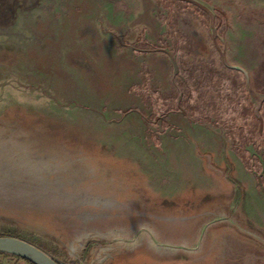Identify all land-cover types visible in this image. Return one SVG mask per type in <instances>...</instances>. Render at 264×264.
I'll return each instance as SVG.
<instances>
[{"label": "rangeland", "instance_id": "1", "mask_svg": "<svg viewBox=\"0 0 264 264\" xmlns=\"http://www.w3.org/2000/svg\"><path fill=\"white\" fill-rule=\"evenodd\" d=\"M0 236L264 264V0H0Z\"/></svg>", "mask_w": 264, "mask_h": 264}, {"label": "water", "instance_id": "2", "mask_svg": "<svg viewBox=\"0 0 264 264\" xmlns=\"http://www.w3.org/2000/svg\"><path fill=\"white\" fill-rule=\"evenodd\" d=\"M0 252L25 258L34 264H62L38 246L14 236H0Z\"/></svg>", "mask_w": 264, "mask_h": 264}, {"label": "crops", "instance_id": "3", "mask_svg": "<svg viewBox=\"0 0 264 264\" xmlns=\"http://www.w3.org/2000/svg\"><path fill=\"white\" fill-rule=\"evenodd\" d=\"M89 7H84L81 12H79V15H89V14H97L98 13V8L95 6H91V3H89ZM92 11V12H91ZM94 11V12H93ZM96 18V17H94ZM94 21L92 22V25L94 26V29H98V18L93 19ZM91 25V24H90ZM0 264H28L24 262V260L17 258V257H12V256H6V255H1L0 254Z\"/></svg>", "mask_w": 264, "mask_h": 264}, {"label": "trees", "instance_id": "4", "mask_svg": "<svg viewBox=\"0 0 264 264\" xmlns=\"http://www.w3.org/2000/svg\"><path fill=\"white\" fill-rule=\"evenodd\" d=\"M1 255H6V256H12V257H17L19 259H22L24 260L26 263L28 264H34L33 262H31L30 260H27L25 258H22V257H19V256H16V255H12V254H9V253H4V252H0Z\"/></svg>", "mask_w": 264, "mask_h": 264}]
</instances>
